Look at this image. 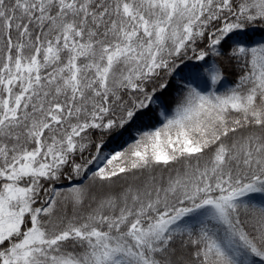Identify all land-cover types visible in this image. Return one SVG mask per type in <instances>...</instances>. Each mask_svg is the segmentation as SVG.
I'll use <instances>...</instances> for the list:
<instances>
[{
  "label": "snow or ice",
  "instance_id": "6c2138e0",
  "mask_svg": "<svg viewBox=\"0 0 264 264\" xmlns=\"http://www.w3.org/2000/svg\"><path fill=\"white\" fill-rule=\"evenodd\" d=\"M256 30L264 0H0V264H264ZM178 59L205 87L101 157Z\"/></svg>",
  "mask_w": 264,
  "mask_h": 264
},
{
  "label": "trees",
  "instance_id": "16d2710c",
  "mask_svg": "<svg viewBox=\"0 0 264 264\" xmlns=\"http://www.w3.org/2000/svg\"><path fill=\"white\" fill-rule=\"evenodd\" d=\"M250 35L253 42L264 41V32L256 30L255 32L250 33ZM199 63L202 62L195 60L189 61L187 59L181 62V60L178 59L176 61V67L173 68L171 74L166 77L169 82V87L164 90L162 94L158 92L156 101L148 110H144V115L141 118L134 120L129 125H126L125 129H117L115 132L109 133L103 137L105 146L102 148L101 157L127 147L128 144L132 143L134 139L138 137L140 132L159 127L163 121V116L159 115V113L163 112L165 107L167 109L174 107V102L180 94L182 86H186L189 82H192L194 86L199 84L201 88H204V79L207 78L206 74H202L199 79L194 78L193 75L192 65ZM225 75L227 76L228 81L234 79L231 70L227 71ZM96 142L99 143V139H97ZM92 151L94 154L95 150L92 149ZM78 178L80 177L75 179ZM88 183L89 181L87 179L83 182L85 185ZM118 183H122V181ZM248 199L253 203L259 204L264 201V194H249ZM68 213L71 214V205L68 206Z\"/></svg>",
  "mask_w": 264,
  "mask_h": 264
},
{
  "label": "water",
  "instance_id": "95a60500",
  "mask_svg": "<svg viewBox=\"0 0 264 264\" xmlns=\"http://www.w3.org/2000/svg\"><path fill=\"white\" fill-rule=\"evenodd\" d=\"M99 163V162H98ZM96 167V166H95ZM95 167L93 168V169H95ZM83 178L82 179H80V180H75V182H80V183H82L83 182ZM69 183V182H68ZM68 183H63V185L64 186H67L68 185Z\"/></svg>",
  "mask_w": 264,
  "mask_h": 264
},
{
  "label": "bare ground",
  "instance_id": "6f19581e",
  "mask_svg": "<svg viewBox=\"0 0 264 264\" xmlns=\"http://www.w3.org/2000/svg\"><path fill=\"white\" fill-rule=\"evenodd\" d=\"M80 179H82V178H78V179H75V180H80ZM84 179V178H83ZM85 181V179L83 180V182ZM82 182V183H83ZM62 183H68V181H62Z\"/></svg>",
  "mask_w": 264,
  "mask_h": 264
}]
</instances>
